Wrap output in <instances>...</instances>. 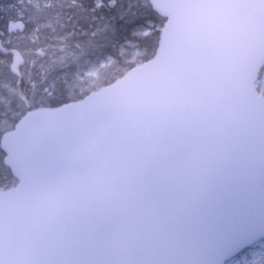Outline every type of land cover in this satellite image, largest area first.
Segmentation results:
<instances>
[{
  "label": "snow or ice",
  "instance_id": "snow-or-ice-1",
  "mask_svg": "<svg viewBox=\"0 0 264 264\" xmlns=\"http://www.w3.org/2000/svg\"><path fill=\"white\" fill-rule=\"evenodd\" d=\"M155 3L47 0L37 15L0 0V264H264V133L254 152L194 156L163 129L74 111L75 82L146 36ZM47 17L58 29L22 50Z\"/></svg>",
  "mask_w": 264,
  "mask_h": 264
},
{
  "label": "water",
  "instance_id": "water-1",
  "mask_svg": "<svg viewBox=\"0 0 264 264\" xmlns=\"http://www.w3.org/2000/svg\"><path fill=\"white\" fill-rule=\"evenodd\" d=\"M166 18L155 56L86 97L121 131L150 125L174 135L182 153L217 145L254 152L264 133V0H156Z\"/></svg>",
  "mask_w": 264,
  "mask_h": 264
},
{
  "label": "trees",
  "instance_id": "trees-1",
  "mask_svg": "<svg viewBox=\"0 0 264 264\" xmlns=\"http://www.w3.org/2000/svg\"><path fill=\"white\" fill-rule=\"evenodd\" d=\"M17 5L21 11L30 10L37 15H41V13L45 10V6L38 7L34 4L24 3L20 4L19 0H17ZM47 21H50V27L42 28L40 32L32 31L31 27L22 35L21 40V49H30L34 50L36 48H40L45 43V36L51 35L53 29H58L57 22L52 19L51 17L46 18ZM166 22V18L162 16L157 10L154 15L153 22L149 23L145 26L143 30L147 35H139L135 40L132 42L125 44L122 48H117L112 53L111 56V63L110 65L99 71L100 74H103L102 78L98 80H94V78L86 77L83 81L75 82L76 86L79 88H83L85 91L83 93V98L88 94L103 88L118 78L124 76L130 69L133 67L142 64L155 56L156 50L158 48L160 37H161V30L164 27ZM99 39V37H97ZM35 40V43H32V40ZM8 37L7 36H0V51L4 48L8 47L7 44ZM59 45V41L55 42ZM72 51H76L73 49ZM62 53L57 51L56 55L59 56ZM35 56V52L33 51L31 55H26L25 57V73L27 74L28 68V61H30ZM108 55L102 57L104 64L108 62ZM89 68H101V61H94L93 64L88 65ZM31 71L38 72L43 71V69L39 66V62L35 67L31 68ZM262 72V71H261ZM260 72V73H261ZM261 74H259L260 76ZM92 81H95L94 84H91ZM7 81L0 80V89H4L6 87ZM8 97L2 96L0 97V105H4L7 101Z\"/></svg>",
  "mask_w": 264,
  "mask_h": 264
},
{
  "label": "rangeland",
  "instance_id": "rangeland-1",
  "mask_svg": "<svg viewBox=\"0 0 264 264\" xmlns=\"http://www.w3.org/2000/svg\"><path fill=\"white\" fill-rule=\"evenodd\" d=\"M19 3L20 4L30 3V4H34V5L38 6V7H41V6H45L46 5L47 0H19ZM110 63L103 64V66L101 65L102 69L94 68L95 71H96V75L95 76H90L88 78H92V79L94 78V80H98L99 78H102L103 74H100L99 71H102L103 69L107 68L110 65ZM261 71H262L260 73L261 75L259 76V78H258V80L256 82V87H257L258 91L260 92V94L264 95V67H263V69ZM94 83H95V81L91 82V84H94Z\"/></svg>",
  "mask_w": 264,
  "mask_h": 264
}]
</instances>
